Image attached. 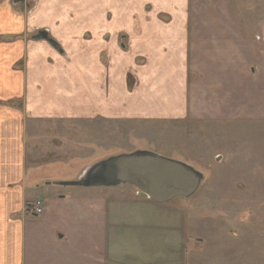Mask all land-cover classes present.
Wrapping results in <instances>:
<instances>
[{
    "label": "crops",
    "instance_id": "obj_1",
    "mask_svg": "<svg viewBox=\"0 0 264 264\" xmlns=\"http://www.w3.org/2000/svg\"><path fill=\"white\" fill-rule=\"evenodd\" d=\"M24 2L0 0V264H37L27 243L40 214L26 207L40 184L26 176L19 102L35 118L264 123V0ZM255 199L239 224L264 264V195ZM66 238L49 229L48 243ZM96 252L91 264H105Z\"/></svg>",
    "mask_w": 264,
    "mask_h": 264
},
{
    "label": "rangeland",
    "instance_id": "obj_2",
    "mask_svg": "<svg viewBox=\"0 0 264 264\" xmlns=\"http://www.w3.org/2000/svg\"><path fill=\"white\" fill-rule=\"evenodd\" d=\"M33 4L25 0V11ZM259 14L264 22V12ZM22 106L15 108L26 121V176L40 184L26 207L33 211L41 203L40 218L31 225L35 242L27 243L37 264H91L101 248L105 264H261L262 251L247 248L239 220L240 208L264 195V123H158L66 113L35 118ZM136 150L185 162L205 174V182L193 198L167 204L149 202L131 185H45L71 181L96 160ZM49 229L67 234L66 240L48 243ZM83 249L90 250L85 259Z\"/></svg>",
    "mask_w": 264,
    "mask_h": 264
},
{
    "label": "water",
    "instance_id": "obj_3",
    "mask_svg": "<svg viewBox=\"0 0 264 264\" xmlns=\"http://www.w3.org/2000/svg\"><path fill=\"white\" fill-rule=\"evenodd\" d=\"M18 2L22 0H14L15 4ZM47 38L46 33L37 37L49 40ZM205 179V174L185 162L148 150H136L96 160L79 171L73 180L49 184L82 188L131 185L142 198L167 204L177 198H193Z\"/></svg>",
    "mask_w": 264,
    "mask_h": 264
},
{
    "label": "built area",
    "instance_id": "obj_4",
    "mask_svg": "<svg viewBox=\"0 0 264 264\" xmlns=\"http://www.w3.org/2000/svg\"><path fill=\"white\" fill-rule=\"evenodd\" d=\"M41 203L39 202L38 203V206L34 209V211H35V213L36 214H41L42 213V210H41V205H40Z\"/></svg>",
    "mask_w": 264,
    "mask_h": 264
}]
</instances>
